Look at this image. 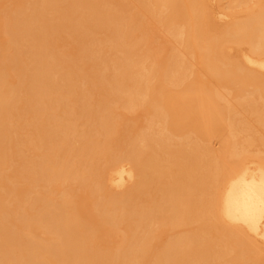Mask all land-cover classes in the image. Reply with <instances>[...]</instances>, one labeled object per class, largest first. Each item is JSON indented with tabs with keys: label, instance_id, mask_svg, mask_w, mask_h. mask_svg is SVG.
Here are the masks:
<instances>
[{
	"label": "bare ground",
	"instance_id": "6f19581e",
	"mask_svg": "<svg viewBox=\"0 0 264 264\" xmlns=\"http://www.w3.org/2000/svg\"><path fill=\"white\" fill-rule=\"evenodd\" d=\"M8 1L0 264H264V0Z\"/></svg>",
	"mask_w": 264,
	"mask_h": 264
},
{
	"label": "rangeland",
	"instance_id": "374dc122",
	"mask_svg": "<svg viewBox=\"0 0 264 264\" xmlns=\"http://www.w3.org/2000/svg\"><path fill=\"white\" fill-rule=\"evenodd\" d=\"M215 2H213V0H208V2H207V10L211 13L210 14V18H209V20H208V23L211 25V26H217L220 22V24L219 25H222V24H224V23H226L225 22V20L227 21V19L228 20H230V17L229 18H223V19H220V17L218 16V12L217 11H219L220 10V8L222 7V8H224V6H225V4H226V2H223L222 1V3H225V4H219L221 1H218V2H216L217 0H214ZM5 3H3V2H0V3H2L4 6H6V7H9V9H11V8H13L14 7V5H12V4H10V2L8 1V0H5L4 1ZM131 5V9H132V4H130ZM218 5H220L219 6V10H218ZM133 11H137V10H139L138 9V7L137 8H133L132 9ZM224 10V9H223ZM219 12H221V10L219 11ZM1 14V13H0ZM240 14H241V17L243 16L242 14V12H239L238 14H236V15H239V16H237V17H240ZM151 25H150V27L151 28H155V27H158L159 29H158V32H159V34H158V37H157V34H156V37H155V39L153 40V42H151L152 44V46L153 47H160L161 49H160V56H164V55H166V54H168L170 51L169 50H171V47L173 46V44H172V42L171 41H168V39H167V37L165 38V36H163L162 37V35H165L164 34V32H163V30H162V28H161V26H160V24L159 23H154L153 22V24L152 23H150ZM102 30H104V29H102ZM101 30V33H102V35L104 36V33H103V31ZM0 34H1V31H0ZM100 36L101 34H97V36ZM57 42H58V40H57ZM60 42V41H59ZM63 43V42H62ZM74 43V42H73ZM59 45V44H58ZM73 45V44H72ZM76 44L74 43V46H75ZM240 45V44H239ZM245 45H247V44H245ZM151 46V47H152ZM248 46H244V44H242V46H240V47H238V46H235V45H232L231 47H228L227 49H226V51L229 53V54H232V55H235L236 53H238L240 50L242 51V50H246V48H247ZM242 48V49H241ZM61 50V49H60ZM61 52H62V50H61ZM64 52H67L66 50L64 51ZM70 52V51H69ZM63 53V52H62ZM65 55V54H64ZM68 55V54H67ZM62 57H63V55H61ZM67 57V56H66ZM65 56L63 57L64 59L66 58ZM68 58H70V56H68ZM67 59V58H66ZM196 67V66H195ZM224 92L225 93H227L228 94V92H226L225 90H224ZM119 109V108H118ZM124 111L122 108H120L119 110H117V111ZM120 111V112H121ZM124 113H125V115L126 116H131L130 115V113L128 114V112H126V111H124ZM127 113V114H126ZM134 116H136V121H131L130 123H131V126L133 127V129H134V131H136L135 129H138L139 128V126L142 124V123H144L145 122V120L148 118L147 117V115H146V113L143 111V112H139L138 114H135ZM127 119V118H126ZM264 127H261L260 129H263ZM25 137V136H24ZM26 138V137H25ZM213 146H215V148H220L221 147V139L220 138H218V137H215V138H213ZM254 153L253 154H255V153H258V154H260L261 156H264V148H261V147H254V151H253ZM129 185V183H127V185H126V187ZM126 187L125 188H123V189H120L119 190V192H123L125 189H126ZM76 193L78 194V196H80V194L82 195V193L79 191V190H77L76 191ZM89 206H94V201L93 200H91L90 202H89ZM181 229L180 230H184V228L186 229L187 227L186 226H181L180 227ZM38 232H40V231H37L36 233L38 234ZM119 233H121V234H124V233H126V232H124V231H120ZM40 234V236L39 237H41V238H45V237H48V235L47 234H43V233H39ZM38 234V235H39ZM166 238V235H163L162 237H160V239L159 240H161V239H165ZM117 240H118V236H116L115 237V239L111 242V243H109V242H105V241H102L101 242V246L102 247H105V246H108V247H110L111 249H115V247H116V243H117Z\"/></svg>",
	"mask_w": 264,
	"mask_h": 264
}]
</instances>
